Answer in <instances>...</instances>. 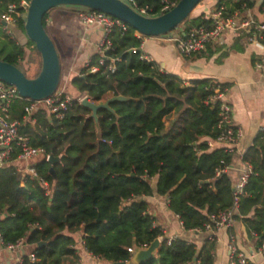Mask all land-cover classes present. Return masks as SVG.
Returning a JSON list of instances; mask_svg holds the SVG:
<instances>
[{
	"label": "trees",
	"instance_id": "1",
	"mask_svg": "<svg viewBox=\"0 0 264 264\" xmlns=\"http://www.w3.org/2000/svg\"><path fill=\"white\" fill-rule=\"evenodd\" d=\"M20 1L0 0V5L4 8ZM161 1L135 0V7H145L155 16ZM243 2L250 8L254 3L217 0L215 5L224 4L233 12L241 10ZM208 23L203 11L189 15L179 26L185 32ZM16 25L24 31L22 17ZM108 36L113 50L106 54L118 58L115 70L107 69L108 59L94 73L82 67L69 82L95 102L115 95L127 100L111 101L114 112L99 109L98 127L90 110L76 98L63 118L40 109L33 114V123L20 127L33 145L59 157L53 164L45 158L33 164L38 177L51 187L50 195L37 178H27L22 185L21 174L11 163L0 168L1 242L5 245L22 238L33 247L36 258L32 261L26 254L20 264H57L58 256L63 264H80L73 237L77 231L83 234L84 249L93 256L108 263L128 262L134 248H146L163 235L142 199L154 193L167 197L169 210L187 231L205 230L206 224L215 230L212 217L232 206L234 181L229 168L235 163V149L208 145V139L224 130L218 126L220 101L210 98L225 84L210 78L186 84L162 71L156 62L143 58L141 36L129 26L124 32L114 28ZM243 39H247L245 31L235 38L234 46ZM211 44L189 56L202 54ZM23 54L0 25V60L17 66ZM98 58L93 54L89 65H97ZM24 104L23 99L12 103L11 118H22ZM241 161L250 165L251 172L233 219L242 216L248 233L264 242V127ZM225 166L226 171L216 173ZM251 209L253 214L247 217ZM214 240L211 236L198 248L183 238L170 243L163 238L156 253L138 264H195V260L213 264Z\"/></svg>",
	"mask_w": 264,
	"mask_h": 264
},
{
	"label": "crops",
	"instance_id": "2",
	"mask_svg": "<svg viewBox=\"0 0 264 264\" xmlns=\"http://www.w3.org/2000/svg\"><path fill=\"white\" fill-rule=\"evenodd\" d=\"M216 1H204L199 13L206 12V8H213ZM83 10L77 9L75 13L70 14L67 9H60L56 18L50 14L45 18V22L56 29L59 45L67 49L62 57L63 65L60 64V80L65 78L66 93L73 98H79L83 94L78 93L69 81L90 61L91 56L97 53V46L103 38L101 28L96 25L85 26L80 21L78 12ZM249 11L255 19L264 21V8L261 0H254ZM181 33H183V27L179 26L172 31V36L181 35ZM140 36V51L156 62L162 71L177 75L186 84H189L191 80L203 78L214 79L218 83L225 84L226 100L231 107L232 122L235 127L241 129L242 138L236 144L215 143L210 149L217 147L235 149V163L229 168V173L235 183L243 170L242 154L253 143L260 129L264 127V74L254 67L255 59L264 55V44L257 45L243 39L236 44L237 46H234L235 38L239 35L234 36L228 31L220 39L212 42L202 54L186 57L178 52L168 36L139 35L138 37ZM153 185L155 186L154 181ZM142 199L147 202V212L153 217L155 224L162 228L163 235L158 238L160 242L163 238L178 237L194 242L200 248L206 239L214 236L213 264L231 263L230 245L237 252L248 257L252 264H264V259L258 253L260 243L258 237L253 233H248L242 216L233 219L230 227L187 231L183 228L178 216L169 210L167 197L154 193ZM237 211L238 209L234 210V213ZM252 214L253 209L246 216ZM73 237L80 264H105L106 261L93 256L84 249L81 231L75 232ZM32 249V246L26 245L21 251L9 250L0 241V264H20L22 257L32 252ZM141 249L145 248H134L126 264H133ZM155 253L156 251L153 255ZM57 259V264L64 263L61 257L58 256ZM107 264L110 263L107 262Z\"/></svg>",
	"mask_w": 264,
	"mask_h": 264
},
{
	"label": "built area",
	"instance_id": "3",
	"mask_svg": "<svg viewBox=\"0 0 264 264\" xmlns=\"http://www.w3.org/2000/svg\"><path fill=\"white\" fill-rule=\"evenodd\" d=\"M124 1V0H123ZM178 0H162L160 7V13L166 12L171 7H173ZM254 1V0H251ZM135 11L141 15L149 16L145 7H135V0H126ZM217 2V1H216ZM262 6L264 8V0H261ZM29 1L22 0L19 3H9L4 8L0 5V25L3 30L10 35L8 31V26L10 24L16 25L19 18L23 12H26ZM205 18L208 20V25H201L198 27H190L182 35L172 36V32L167 33L168 39L171 40L178 52L181 55L189 56L206 48L208 43H212L220 39L224 33L232 32L235 36L239 35L240 32L245 31L247 34V41L249 43H254L257 45L264 44V21L255 19L251 14L250 7L246 6V2L242 3L241 10H234L229 12L224 4L219 6L214 5L213 8H206ZM78 17L80 21L85 26L96 25L103 31V38L97 46V54L99 55L97 65H89L87 62L85 67L88 71L94 73L98 70L99 65H104L106 60L109 59L107 64V69L114 71L115 61L118 58H109L106 54L108 50L112 49V43L109 39V34L114 28H118L120 31H126L128 25L121 21L120 19L108 15L104 12L85 9L78 12ZM4 22V24H2ZM139 36L140 34L135 31ZM143 58L150 60L145 55ZM254 67L261 73L264 74V55L258 56L254 61ZM227 88L217 87L214 90V94L211 96L210 100H219V121L218 126H224V130L215 138L208 139L209 147L213 146L215 143L224 144H236L242 138V131L240 128L235 127L231 118V107L226 100ZM76 98L77 101L81 102L83 97ZM23 99L25 104L23 106V116L22 118L16 119L11 118L10 108L15 100ZM74 98L66 93L64 90L57 89L49 96L42 99H30L22 97L17 88L14 85L6 84L0 81V168L4 165L11 163L15 168L16 172L21 174L22 184H24L25 179L37 178L39 179L45 188V194L50 195L51 187L46 181L41 177H38L37 171L34 167V162L39 159H47L49 154L43 146L33 145L30 141L29 135L20 130L23 123L29 122L33 123V114L44 109L50 115L56 118H63L64 111L67 109L68 105ZM227 166L217 169L216 173L219 174L222 171H226ZM251 172V167L249 164L244 163L243 170L234 183L233 189V203L232 206L218 215L213 216L214 227H230L233 221L234 210L237 209L240 196L243 192V187L247 182L248 176ZM3 213L0 212V218ZM205 230H212L210 224L205 225ZM214 230V229H213ZM197 231H200L197 229ZM255 235V233H253ZM174 239H168L167 243ZM1 241V236H0ZM9 250L21 251L25 245L22 238L18 239L14 243H7L4 245ZM231 253V263L230 264H252L251 260L244 256L242 253L237 252L230 245ZM258 253L264 259V242H260L258 245ZM30 260H35V254L29 252L27 254ZM22 259L20 260V263ZM195 264H200V260H195Z\"/></svg>",
	"mask_w": 264,
	"mask_h": 264
},
{
	"label": "water",
	"instance_id": "4",
	"mask_svg": "<svg viewBox=\"0 0 264 264\" xmlns=\"http://www.w3.org/2000/svg\"><path fill=\"white\" fill-rule=\"evenodd\" d=\"M202 0H178L166 12L155 16L141 15L123 0H29L24 21V30L27 37L34 43L41 56V68L35 77H28L18 66L0 60V81L14 85L22 97L42 99L51 95L58 87L61 77L60 60L56 47L43 26L44 14L51 8L60 5H80L116 17L133 28L140 35L157 36L174 31L194 10ZM4 24V22H2ZM113 100H127V97L115 95L103 102H95L87 96L81 104L90 110V116L98 127L99 109L104 108L111 112ZM50 164L59 160V157L50 154L47 158ZM53 172L52 169H50ZM39 244H42L41 242ZM160 244L155 239L148 247L138 251L133 264L150 258ZM110 264H126L113 262Z\"/></svg>",
	"mask_w": 264,
	"mask_h": 264
},
{
	"label": "rangeland",
	"instance_id": "5",
	"mask_svg": "<svg viewBox=\"0 0 264 264\" xmlns=\"http://www.w3.org/2000/svg\"><path fill=\"white\" fill-rule=\"evenodd\" d=\"M206 1V0H202L201 2H199L196 7L194 8V10L191 12L190 17L199 14V9L202 5V3ZM60 9H67V12H69L70 14L75 13V11L77 9H87V7H83L80 5H60V6H56L53 7L51 9H49L47 15H52L54 18H56L58 16V12H60ZM25 16H26V12H23L21 17L24 19L25 21ZM45 30L48 33V35L50 36V38H52L53 43L56 47L57 53L60 57V64L63 65L62 62V57L65 54V51L67 50L66 47L64 46H60L59 44V40L57 37V32L56 29L54 27H52L51 24L45 22ZM178 28V27H177ZM8 31L10 33V38H12L14 41H16L19 46L23 49V56L21 59H19V61H17V66L28 76V77H34L36 76V74L39 71V61H40V57L38 52L33 48L34 43L27 37L25 30L23 31L21 28H18L17 25H12L10 24L8 26ZM5 32V31H4ZM159 37H166L168 36L167 33L165 34H161V35H157ZM59 89H62L66 92L67 89V81L65 80V78H62L59 82L58 85ZM105 264H107V262H105Z\"/></svg>",
	"mask_w": 264,
	"mask_h": 264
}]
</instances>
